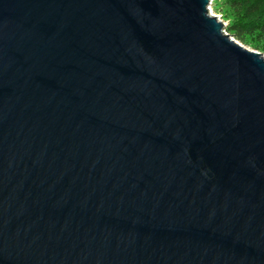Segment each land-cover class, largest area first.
Wrapping results in <instances>:
<instances>
[{
	"label": "water",
	"instance_id": "water-1",
	"mask_svg": "<svg viewBox=\"0 0 264 264\" xmlns=\"http://www.w3.org/2000/svg\"><path fill=\"white\" fill-rule=\"evenodd\" d=\"M209 0H0V264H264V56Z\"/></svg>",
	"mask_w": 264,
	"mask_h": 264
},
{
	"label": "trees",
	"instance_id": "trees-1",
	"mask_svg": "<svg viewBox=\"0 0 264 264\" xmlns=\"http://www.w3.org/2000/svg\"><path fill=\"white\" fill-rule=\"evenodd\" d=\"M231 2L239 8L241 18L225 26V30L238 40H243L246 35L251 34L264 36V0H231ZM262 52L264 54V49Z\"/></svg>",
	"mask_w": 264,
	"mask_h": 264
},
{
	"label": "rangeland",
	"instance_id": "rangeland-1",
	"mask_svg": "<svg viewBox=\"0 0 264 264\" xmlns=\"http://www.w3.org/2000/svg\"><path fill=\"white\" fill-rule=\"evenodd\" d=\"M209 5L212 14L217 16V18L224 23V26L238 21L241 18L239 8L233 4L231 0H209ZM235 40L248 49L263 53L262 49H264V36L260 34L246 35L243 40Z\"/></svg>",
	"mask_w": 264,
	"mask_h": 264
},
{
	"label": "built area",
	"instance_id": "built-area-1",
	"mask_svg": "<svg viewBox=\"0 0 264 264\" xmlns=\"http://www.w3.org/2000/svg\"><path fill=\"white\" fill-rule=\"evenodd\" d=\"M207 8H208L209 12L212 14L210 5H208Z\"/></svg>",
	"mask_w": 264,
	"mask_h": 264
}]
</instances>
